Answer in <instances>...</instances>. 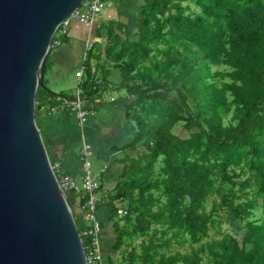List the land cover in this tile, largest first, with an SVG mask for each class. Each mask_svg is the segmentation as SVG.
I'll use <instances>...</instances> for the list:
<instances>
[{"label":"trees","instance_id":"trees-1","mask_svg":"<svg viewBox=\"0 0 264 264\" xmlns=\"http://www.w3.org/2000/svg\"><path fill=\"white\" fill-rule=\"evenodd\" d=\"M115 56L131 100L127 142L111 151L122 156L98 171L108 263L264 264V0H141ZM94 85H82L88 100ZM66 200L81 232V196ZM223 221L230 231L204 240Z\"/></svg>","mask_w":264,"mask_h":264},{"label":"water","instance_id":"water-1","mask_svg":"<svg viewBox=\"0 0 264 264\" xmlns=\"http://www.w3.org/2000/svg\"><path fill=\"white\" fill-rule=\"evenodd\" d=\"M82 0H0V264H87L35 114L50 41Z\"/></svg>","mask_w":264,"mask_h":264},{"label":"crops","instance_id":"crops-1","mask_svg":"<svg viewBox=\"0 0 264 264\" xmlns=\"http://www.w3.org/2000/svg\"><path fill=\"white\" fill-rule=\"evenodd\" d=\"M140 6L141 0H105L103 11L91 27L79 20H73L68 27V34L61 37V43L50 48L44 74L49 92L72 93L79 85L80 79L82 85L95 79V92L92 91L88 101L93 104L97 113L82 125L78 123L75 115L67 110L60 109L48 113L46 92L41 91L37 100L41 109L36 112V123L41 134L46 136L48 155L55 162H59L63 171L77 182L82 172L80 150L83 141L91 146L90 159L95 174L122 156L121 152L111 151L127 142L130 122L126 118V106L131 97L127 88L121 90L124 87L120 84L121 72L115 52L132 33ZM114 31L119 36H115ZM88 43L90 48L87 50ZM78 71H81V77L76 76ZM103 76L106 78L103 79ZM120 167L121 165L115 164L111 171L107 168L102 173L103 192L99 197L104 198L105 193L115 186ZM99 210L98 215L105 225L102 244L107 246V241L111 244L112 239L107 209L101 207ZM108 254L118 258L107 246V249L103 250L105 264H109Z\"/></svg>","mask_w":264,"mask_h":264},{"label":"built area","instance_id":"built-area-1","mask_svg":"<svg viewBox=\"0 0 264 264\" xmlns=\"http://www.w3.org/2000/svg\"><path fill=\"white\" fill-rule=\"evenodd\" d=\"M105 7L104 0H82L78 7L66 18H64L56 27L50 41V46L59 45L61 37L69 32V25L73 20H79L84 25L91 27L94 21L98 19ZM90 44H87V50ZM77 77H81V71L76 72ZM74 89L72 93H52L46 95V102L49 103L48 113H54L57 110H67L73 113L82 125L88 118L96 115V109L91 104L82 88V83ZM44 98V102H45ZM45 102V103H46ZM81 177L77 182L70 174L63 171L59 162L52 164V169L57 178L59 187L66 194V191H76L81 196L80 209L83 219V227L80 235L87 237V242L83 249L85 253V260L87 264H105L103 253L101 250V223L97 216L99 198L97 196V189L100 185L98 174H95L92 169V162L90 159L91 146L88 142L83 141L81 146ZM104 168L101 169V171ZM118 213H122L118 210ZM82 237V236H81Z\"/></svg>","mask_w":264,"mask_h":264},{"label":"rangeland","instance_id":"rangeland-1","mask_svg":"<svg viewBox=\"0 0 264 264\" xmlns=\"http://www.w3.org/2000/svg\"><path fill=\"white\" fill-rule=\"evenodd\" d=\"M191 7L192 8H194V4H191ZM49 89V88H48ZM123 89H125V88H122L121 90H123ZM50 90V89H49ZM52 90H54V89H52ZM51 92V94L52 93H54V92H52V91H50ZM113 93V92H112ZM109 96H111V94L109 93L108 94ZM36 104H37V102H36ZM36 115H37V113H36ZM35 120H36V116H35ZM173 131L176 133V134H179L180 136H186L187 135V131L185 130V128H184V126L182 125V124H178V125H176L174 128H173ZM43 137H44V139H45V135H43ZM47 143V142H46ZM46 150L47 149H49V146L46 144ZM53 164V163H52ZM238 188V184L235 186V189H237ZM250 189H251V187L250 188H248L247 190L250 192ZM248 192V194H247V196H251L250 195V193ZM212 200H213V197H210L208 200H207V202H206V205H207V208H209L210 206H211V202H212ZM258 203L259 204H261V201L260 200H258ZM100 210L98 209V212H99ZM77 222H78V225L80 224V222L81 223H83V219H82V214H80V216H79V219H77ZM228 231H230V229L227 227V225H226V223L223 221L222 223H221V228H220V231H217V229H211L210 231H209V236H208V238H204V240H207V239H209V240H212V239H217V238H220L221 237V235H222V232H228ZM101 249H102V251L103 250H105V249H107V246L105 245V244H102V239H101ZM103 253V252H102ZM112 255V254H111ZM112 258H113V260H115V262H118V258H114L113 257V255L111 256Z\"/></svg>","mask_w":264,"mask_h":264},{"label":"bare ground","instance_id":"bare-ground-1","mask_svg":"<svg viewBox=\"0 0 264 264\" xmlns=\"http://www.w3.org/2000/svg\"><path fill=\"white\" fill-rule=\"evenodd\" d=\"M81 223V222H80ZM82 231V230H81ZM85 239H86V237H85ZM87 241V240H86Z\"/></svg>","mask_w":264,"mask_h":264}]
</instances>
